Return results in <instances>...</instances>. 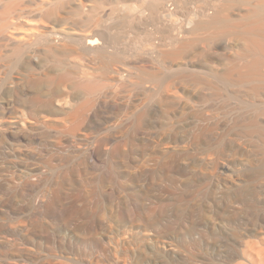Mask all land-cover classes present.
Here are the masks:
<instances>
[{
    "label": "bare ground",
    "instance_id": "1",
    "mask_svg": "<svg viewBox=\"0 0 264 264\" xmlns=\"http://www.w3.org/2000/svg\"><path fill=\"white\" fill-rule=\"evenodd\" d=\"M0 159V264H264V0H0Z\"/></svg>",
    "mask_w": 264,
    "mask_h": 264
},
{
    "label": "rangeland",
    "instance_id": "2",
    "mask_svg": "<svg viewBox=\"0 0 264 264\" xmlns=\"http://www.w3.org/2000/svg\"><path fill=\"white\" fill-rule=\"evenodd\" d=\"M214 113H216V112H214ZM213 115H214V116H213ZM217 115H218V116H222V117L224 116L223 114L220 115V114H218V113H216V114H212V116H211V114H210L209 116H211L210 119H211L212 117L214 118L215 116H216L215 119H217V118H218ZM224 117H225V116H224ZM213 118H212V119H213ZM219 118H220V119H219ZM219 118H218L217 120H219V121H221V122H222V120H224L223 122H225V120H226V117H225V119H224V118L221 119V117H219ZM212 119H211V120H212ZM215 119H213V121H215ZM213 121H212V122H213ZM215 122H218V121H215ZM215 122H214V123H215ZM223 122H222V123H223ZM219 123H220V122H219ZM188 158H190V157H188ZM0 160H1L0 162H4V160H2V159H0ZM189 161H191V164L194 163V162H192V160H190V159H189ZM3 166H4V165H3ZM192 166L194 167V164H192ZM192 166H191V167H192ZM3 170H4V171H3ZM7 170H8V169H7ZM0 171H2V174H0V178H3V177H4L3 180H8V181L3 182V180L0 179V180L2 181V182L0 181L1 192H4V193H1V192H0V193H1L0 196H3L5 193H6V194L9 193L5 184H7L8 189L10 188V190H11L9 194L13 193V192H12L13 190H12V188H11L12 186H10L9 183H10V181L14 182L13 180H15V182H19L18 179H17V178L12 179V178H13V176H12L13 174L8 172V171H10V170L6 171V167H5L4 169H0ZM3 173H6V174L8 173V174H7V175L4 174V176H3ZM188 173L191 174L192 176H194L193 173H191V172H188ZM9 174H11V176H12L11 179L9 178V177H11ZM189 174H187L188 176L185 175L186 177L184 176L182 179H185V180H186V179L191 178L192 176L190 177ZM1 175H2L3 177H1ZM5 175H6V178H5ZM7 176H9V177H7ZM188 177H189V178H188ZM9 179H10V181H9ZM6 182H7V183H6ZM8 182H9V183H8ZM12 182L10 183L11 185L14 184V183H12ZM1 183H3V185H2ZM79 184H81V183H76V186H75V183H73V186L71 185L72 188L75 186V189H72L70 186H68V187L71 188L72 190H76V187H78L77 189L81 188V186H79ZM4 185H5V188H4ZM77 185H78V186H77ZM48 187H49V186H48ZM48 187H47V189H48L47 191H46L45 188H44L45 191L43 190V193L46 192V194L44 193L45 195H48V193H50V191H51V190H49L50 187H49V188H48ZM3 188H4V189H3ZM4 190H5V191H4ZM6 190H7V191H6ZM33 193H34V194H33ZM33 193H32L31 196H30L31 198H29L31 201H35V195H36V194H37L38 198H39V195H40V193H38V192L36 193L35 191H34ZM32 196H34V200L32 199ZM37 196H36V198H37ZM38 198H37V199H38ZM37 199H36V200H37ZM221 200H222V199H221ZM222 202H223V201H221V202L219 201V202H218V205H219V203L222 204ZM223 203H224V205L226 206L225 203H227V202H223ZM218 205L216 204L217 207L214 205V206H215V207H214V211H215L216 208L219 209V210L216 209L218 212L221 210V207L223 206V204H222V206L220 205L221 207L219 206L220 208L218 207ZM173 208H174V209H172L173 212L175 211L174 214H177V209H179V207H173ZM222 208H225V207L223 206ZM169 209H171V208H169ZM169 209H168V210H169ZM175 209H176V210H175ZM182 209H183V208H182ZM182 209H179L180 212H179V210H178V215H179V213H181ZM217 211H216V212H217ZM166 212H167V211H166ZM173 212L168 211L167 214H168L169 218H172V217H173V219H174V218L176 217V215L173 216ZM183 212H184V209H183ZM183 212H182V213H183ZM185 212H186V211H185ZM169 214L172 215V216H170ZM183 214H184V213H183ZM184 215H185V217H186V216H187V212H186ZM5 216H6V215H5ZM5 216H3V217H4V218H3L4 220L6 219V221H7V220L12 221V220H10L11 218H8V219H7L8 216H7V217H5ZM181 216H182V214H181ZM200 216H201V215H200ZM200 216H199V214H198V216L196 217L197 219L195 220V218H194L193 221L196 222V223H197V221H198V223H199V224L197 223L198 226L201 225L202 227L205 228L206 231H208L207 228L210 230L211 227L209 228V226H210L209 222H208L207 220H204V221H203V218H202V217L199 218ZM183 217H184V216H183ZM200 219H202V220H200ZM199 220H200V221H203L204 223L199 222ZM189 221H190V220H189ZM205 221H206V223H205ZM207 222H208V223H207ZM196 223H195V224H196ZM201 223H202L203 225H202ZM192 224H193V223H192ZM192 224H189V225L191 226ZM195 224H194L193 227H192V231H191L192 234H191L190 236H189V235L187 236V237H190V238H187V237H186V239H187V241H188V240H190V239L192 238V235H193V238L191 239L192 241H189V242H188L189 244H195V243H198L199 240H200V236H201V235L204 236V234H205V235H208L209 238H210V235H211V237H213L212 240L214 241V240L216 239V240H217L216 242H218V237H217L216 235L219 234L220 236H222V233H223L222 230H221V231H222L221 234H220V233L217 234V230H216V232H215V231H214V232L212 231L213 234L216 233V234L213 235L212 232H211V230H212V228H211V230L208 231L209 234H207L208 232L205 233L206 231L203 229V230L205 231V232L203 233V230L201 231L202 227H197V224H196V225H195ZM207 224H208V225H207ZM204 225H205V226H204ZM206 225L208 226L207 228H206ZM195 226H196L197 228H196ZM193 228H196L197 230L195 229V231H194ZM198 228H200V230H198ZM218 230H220V229H218ZM193 231H194V232H193ZM198 231H201V232L199 233ZM195 232H196V233H195ZM219 232H220V231H219ZM194 233H195V234H194ZM201 233H202V234H201ZM196 234H197V235H196ZM198 234H200L199 237H198ZM194 235H195V237L199 238V240H197V238L195 239ZM219 235H218V236H219ZM223 236H224V237H223ZM223 236H222V237H223L224 239H222V237H221L220 240H225V238L227 239V237H228V235H227V234H224V233H223ZM201 237H202V236H201ZM214 237H215V238H214ZM186 239H185V241H186ZM193 239H194L195 243L193 242ZM228 239H229V238H228ZM212 240H211V238H210L209 241H212ZM220 240H219V241H220ZM225 241H227V242H225ZM225 241H224V242L222 241V243H224V244H225V243H226V244H228V243L232 244V243H231V238H230L229 240H225ZM191 242H193V243H191ZM214 242H215V241H214ZM214 242H211V243H214ZM222 243H221V244H222ZM226 244H225V245H226ZM213 245H214V244H213ZM213 245H212V246H213ZM182 251H184V250L182 249ZM185 254H186V253H185ZM177 259H178L179 262H181V264H182V261L180 260V258L178 257Z\"/></svg>",
    "mask_w": 264,
    "mask_h": 264
}]
</instances>
